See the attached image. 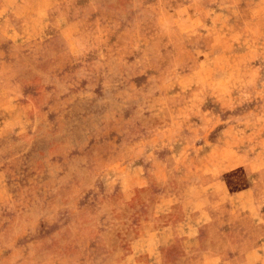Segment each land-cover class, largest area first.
Segmentation results:
<instances>
[{
	"label": "rangeland",
	"instance_id": "rangeland-1",
	"mask_svg": "<svg viewBox=\"0 0 264 264\" xmlns=\"http://www.w3.org/2000/svg\"><path fill=\"white\" fill-rule=\"evenodd\" d=\"M0 264H264V0H0Z\"/></svg>",
	"mask_w": 264,
	"mask_h": 264
},
{
	"label": "crops",
	"instance_id": "crops-1",
	"mask_svg": "<svg viewBox=\"0 0 264 264\" xmlns=\"http://www.w3.org/2000/svg\"><path fill=\"white\" fill-rule=\"evenodd\" d=\"M258 182V180H256ZM249 191H250V195L253 197L255 196V186L254 185H251V187L249 188ZM245 193L247 194V192L245 191Z\"/></svg>",
	"mask_w": 264,
	"mask_h": 264
}]
</instances>
